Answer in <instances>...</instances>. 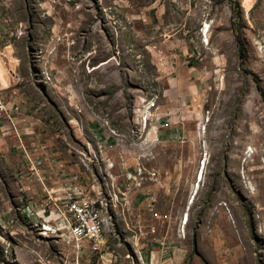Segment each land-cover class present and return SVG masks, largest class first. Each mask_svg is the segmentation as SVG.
<instances>
[{
	"label": "rangeland",
	"instance_id": "rangeland-1",
	"mask_svg": "<svg viewBox=\"0 0 264 264\" xmlns=\"http://www.w3.org/2000/svg\"><path fill=\"white\" fill-rule=\"evenodd\" d=\"M184 2L137 32L132 0H2L4 102L18 107L10 118L31 154L44 144L55 173L79 175L89 199L106 204L109 228L92 251L55 234L51 221L42 232L40 220H18L16 212L35 215L29 198L12 193L16 181H36L10 125L0 129L10 154L0 155V264H142L133 227L149 220L141 200L160 177L165 212L187 227L181 264H264V135L253 133L264 134V0ZM189 70L196 74L185 81ZM92 132L110 140L105 157ZM249 145L259 148L253 158ZM138 163L158 179L134 188L115 177ZM118 188L137 200L127 206Z\"/></svg>",
	"mask_w": 264,
	"mask_h": 264
},
{
	"label": "built area",
	"instance_id": "built-area-1",
	"mask_svg": "<svg viewBox=\"0 0 264 264\" xmlns=\"http://www.w3.org/2000/svg\"><path fill=\"white\" fill-rule=\"evenodd\" d=\"M0 0V8L5 4ZM1 10V9H0ZM0 13V52L4 50L3 47L4 37L10 31L5 30L8 27V17ZM204 28L201 27L200 31ZM12 76V75H11ZM8 88L0 89V93L6 91ZM12 112H18V107L6 109V103L0 98V115L4 114L6 120L11 123L12 130L15 134L17 142L23 151L25 163H26V173L29 174V178H33L37 183L40 184L42 192L44 193L43 200L45 204H41L42 213L37 214L35 207L31 204L30 200V212H34L36 219L40 220L47 226V221L55 222V234H60V237L68 243H75L81 245L93 244L92 251H99L100 246L103 247L102 240H104L101 232V227L99 222H94L92 218V213L88 207V196L87 190L81 185L79 180V175L74 174L70 180L62 178L60 174L53 171L48 160V150L47 147L40 143L35 144L34 153L31 154L28 149L24 146L21 136L16 130L15 126L12 124L10 114ZM153 120L158 123H162L161 117H154ZM152 120V122H153ZM166 125V124H165ZM151 126H154L151 123ZM150 126V127H151ZM164 125H159L163 127ZM155 127V126H154ZM159 132V131H158ZM92 135H99L92 132ZM100 136V135H99ZM102 156H104L105 148H112L108 144V139L102 140ZM81 157H86V151L83 150ZM109 163L112 165V172L115 168V163L108 157ZM135 168L130 171V168H124L121 172H118L117 176H122L126 182H129L134 188L141 186L142 182H153L158 179V172L154 169L148 170L143 165H134ZM48 173L46 176L44 174ZM100 185V178H96ZM118 180V179H117ZM51 182H56L58 185L57 190H53L48 185ZM118 192L124 194V190L118 188ZM103 194V193H102ZM104 196V195H103ZM155 198L153 195L147 196L145 211L149 216V220H145L146 225L143 228L133 227L134 238L135 234H143V241L150 240L154 243H159L157 240L158 224L168 225L170 217L167 213L157 211L153 204ZM18 210V208H17ZM112 216V215H111ZM181 219V218H180ZM183 228H176L177 239L180 240V232ZM139 243V242H137ZM100 247V248H99ZM142 264H152L150 261L145 262L141 258Z\"/></svg>",
	"mask_w": 264,
	"mask_h": 264
},
{
	"label": "crops",
	"instance_id": "crops-1",
	"mask_svg": "<svg viewBox=\"0 0 264 264\" xmlns=\"http://www.w3.org/2000/svg\"><path fill=\"white\" fill-rule=\"evenodd\" d=\"M184 1L185 0H132L133 5L131 6L129 13H130V16L132 18H134V24H135L136 31L139 32L141 29L145 30L146 28H148V26L150 25V22H151V16L155 12L159 15H164L165 13L171 15V14H177V11L181 10L182 8L186 9V7H185L186 5H185ZM1 11H3V10L1 9ZM185 46L189 47L188 44H186V43H185ZM185 52H186V54H188L187 48L184 51V53ZM195 74H196L195 71L189 70L187 73L183 74V79L185 81H188V79L190 77L194 76ZM1 75L2 74L0 73V78L2 80V81L0 80V84L3 86V88H7V87H5V85H6L5 79L3 78V75L2 76ZM7 92L8 91H3L0 93V98L3 101L5 98L9 97V95H8L9 93H7ZM5 102H7V100ZM7 105H9V104H7ZM14 107H16L15 104L10 106V108H14ZM12 113H15V112H12ZM12 113H11V115H12ZM0 118L7 122V125H5V124H3V122L0 121V129H2V130L7 129V131H10L11 123L9 121H7L3 115H1ZM13 120H14V118H13ZM13 120L11 119L12 124L13 123L15 124V122ZM15 120H16V122L21 121L20 119H15ZM38 123H39L38 124V131L40 133L43 130L44 125L42 124L41 121ZM160 132H163V131L159 130V133ZM100 138L102 140L106 141V137L104 135H101ZM6 141H7L6 139L0 138V155H1V157H5L7 155H10L8 152V147H7ZM40 141L44 142V143L46 141L47 145H50V143H51L48 139L47 140L41 139ZM108 141H110V140L108 139ZM97 145L99 146V152L98 153H102L101 141H99L97 143ZM101 157H105V156H102V154H101ZM133 160H134L133 158H128V164L130 165L131 162H134ZM60 165H61V162H59L57 164V167H59ZM107 169H109V168H107ZM47 174L48 173H46L44 175L46 176ZM110 174H112V172ZM163 178L164 177H160V179H158V181H157L158 186L156 185L157 187H154L155 188L154 190H151V188H149L150 190L146 191V192H147V195H153V197L155 198V202L153 204V207L164 210V207H166V204L163 203L164 200L161 199V196L163 198L166 195L167 190H166V185H165L166 183H165ZM22 180L23 179H21V180L18 179L16 181V182L19 181L20 185H16V187H14L15 190H12L15 192H12V193H17V196H18L17 199H19V201L21 200L19 198L21 195V197H23V199L26 200L25 204H27L26 198H30L31 204L33 207H35L37 214L42 213L41 204H45L46 202L43 200L44 193L42 192V188H41L40 184L36 182V183H34L35 186H34V184L31 186L30 184L22 183L21 182ZM55 184H56V182H51V184L48 186L50 188H52L53 190H57L58 185H55ZM81 185L85 187V189L87 190V193L90 196H91V194H93L91 191L89 192L88 188L84 184L81 183ZM4 186L6 188L5 184H4ZM142 189L144 190V188H142ZM6 191L7 190H4V192H6ZM124 191H125V189H124ZM8 192H9V190H8ZM2 194H3V192L0 193V203L1 204H2V202H4ZM10 194H11V192H9V195ZM124 195H125V199H126V191L124 192ZM129 195H130V200L127 201V199H126L127 206H128V204L131 206L132 203L134 202V200L135 199L137 200V198H138V195H136L135 193L134 194L130 193ZM117 196H118V194H117ZM139 199H141V198H139ZM141 202L146 203L147 202V196L142 198ZM27 205H28L27 206L28 209L30 210V208H29L30 205L29 204H27ZM142 205H145V204H142ZM19 207L22 208L20 205H19ZM5 209H6V213H7L6 215H9L8 216L9 218L7 220H10L12 218V214H10L11 211L8 207ZM29 213H31V212H28V214ZM163 213H166L165 210ZM16 215H18V220H36V217L28 216L27 214H24L22 211L16 212ZM27 216H28V218H27ZM180 218L181 217H177V220H172V218H171V220L169 219L167 226L165 224H158L159 228H158L156 237H157V240L159 243H154L153 241H150V240L143 241V234H140V236H139V234H135V238L138 239L139 242L140 241L144 242V243H141L142 244V248H141L142 251H140V249H137L135 251L136 261L138 262L137 258L141 257V258H143V260L145 262L150 261L152 264H181L185 259L184 257L188 253V249L187 248L184 249V248L180 247V245H182V244L184 245L183 240L185 239V238H182L181 232H180V240L177 239V236H176L177 235L176 234V228H181L182 222H184V220H180ZM51 222L53 224H55L54 221H51ZM48 223H50V222H48ZM173 224H174V227L171 226ZM172 228H174L175 230H173V233H170V230ZM190 228L191 227L189 226L188 230H191ZM133 234H134V231H133ZM133 238H134V236H133ZM152 244H155L157 246V248H154L152 246ZM107 255L108 254H105L106 257H107ZM109 257L111 258L112 256L110 255ZM138 264H139V262H138Z\"/></svg>",
	"mask_w": 264,
	"mask_h": 264
},
{
	"label": "bare ground",
	"instance_id": "bare-ground-1",
	"mask_svg": "<svg viewBox=\"0 0 264 264\" xmlns=\"http://www.w3.org/2000/svg\"><path fill=\"white\" fill-rule=\"evenodd\" d=\"M253 131H254L253 133L255 135V138H259V136L264 135V134L261 133L262 130L259 131L256 127H254ZM258 149L259 148L255 147L254 145H249L247 147V151H249L251 158L255 157L254 156V154L256 153L255 151L256 150L258 151ZM249 153L247 155H249ZM87 196H88V207L90 209V212L92 213L93 221L94 222H99V225L101 227L102 236H103L105 233L108 232L107 228H109V219H108L109 216H108V212H107L108 208H107L106 204H104V203H102L101 205L98 206V204H96L94 201H92V199H89V194L88 193H87ZM40 225H41L40 230L42 232H47L49 230L48 221H47V226L43 222H41ZM181 236H182V232H181Z\"/></svg>",
	"mask_w": 264,
	"mask_h": 264
}]
</instances>
